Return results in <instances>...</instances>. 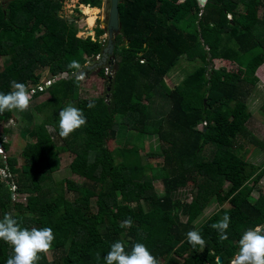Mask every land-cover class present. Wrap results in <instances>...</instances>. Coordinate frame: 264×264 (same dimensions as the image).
<instances>
[{
	"label": "trees",
	"instance_id": "16d2710c",
	"mask_svg": "<svg viewBox=\"0 0 264 264\" xmlns=\"http://www.w3.org/2000/svg\"><path fill=\"white\" fill-rule=\"evenodd\" d=\"M63 2H0V92H10L15 80L26 84L33 92L32 99L45 93L50 96L35 106L42 122L24 130L31 140L21 154L25 167L18 169L0 156V169L6 172L0 178V219L11 213L21 227L53 230L55 240L48 253L54 259L50 262L48 253L40 254L37 264H105L104 257L116 241H122L126 251L136 242L144 243L159 264H230L243 232L264 225V195H252L264 177V164L245 161L238 138L248 137L260 148L264 144L248 132L250 114L245 106L236 116L227 112L231 101L241 100V86L257 83L256 70L264 64V0H207L203 7L197 0H119L113 80L101 67L82 76L108 79L104 85L110 91L88 101L79 99L81 82L79 76L71 75L100 56L105 44L101 37L106 31L98 27L94 37H78L79 31L59 16ZM79 3L84 16L88 10L100 8L99 0ZM193 11L197 20L184 30L183 22ZM230 39L234 52H229ZM181 56L202 60L204 66L170 89L165 77ZM221 57L234 59L243 75L214 69L213 60ZM40 69L52 75L49 88L40 85ZM63 73L68 78L53 83ZM32 84L37 88H30ZM155 96H164L168 108L153 117L147 103L153 104ZM89 102L95 106L89 108ZM68 104L81 109L87 122L62 138L58 116ZM261 109L264 112V104ZM16 114L19 111L0 113V123L7 124L0 128V149L7 153L9 117ZM123 126L137 132L139 138L157 135L165 145L163 164L154 168L142 164L133 145L124 149L123 162L110 166L107 142L115 141ZM203 144L208 146L203 148ZM66 151L75 156L70 165L72 175L83 182L54 181L53 175L61 166L60 153ZM155 180L163 183L165 195H157ZM189 183L193 184L191 200L181 204L173 201L171 192ZM225 183L228 188L223 191ZM219 193L232 207L227 214L231 218L229 238L223 242L210 227L223 217L220 213H213L198 227L192 225ZM68 194L76 195L75 199L70 200ZM16 195L26 196V204L14 201ZM93 198L96 211L91 207ZM142 201L151 209L144 211ZM176 207L182 209L185 222L174 214ZM129 216L132 226L121 228ZM190 230L203 236L204 249L188 243L186 233ZM183 248L189 254L180 262L177 253ZM11 251L0 241V260ZM219 257L221 263L217 262Z\"/></svg>",
	"mask_w": 264,
	"mask_h": 264
},
{
	"label": "rangeland",
	"instance_id": "374dc122",
	"mask_svg": "<svg viewBox=\"0 0 264 264\" xmlns=\"http://www.w3.org/2000/svg\"><path fill=\"white\" fill-rule=\"evenodd\" d=\"M6 1V0H3ZM100 1V8L94 9V10H88L85 16L82 13V5L79 3L80 0H64L63 2V8L60 11V17L67 18L69 26L71 29L75 30L76 33H78V37H83L88 39V36H95V29L96 28H102L104 27L103 24L108 23L109 20V9H110V0H99ZM1 2V0H0ZM180 2V1H179ZM207 0L205 1V3ZM202 7V6H200ZM263 14V10H259V17ZM89 19V20H88ZM197 20V13L193 11L188 15V17L183 22L184 30H187V26L191 22H195ZM90 29V30H89ZM106 31V30H105ZM41 33H44L42 31ZM107 33H105L101 37V41L105 42L107 41ZM47 43H49V40H45ZM105 45V44H104ZM103 45V46H104ZM229 52H234L236 50V47L234 46L232 39L228 42ZM100 57H97L96 59H100ZM95 60V58L93 59ZM89 60V61H93ZM234 59L232 58H218L213 60V68L218 70H224L226 72H230L239 76L243 75V71H241L237 64L233 62ZM3 59L0 58V65H1V71L3 69L2 64ZM95 63V62H94ZM264 65V64H263ZM204 62L199 59H193V60H187L185 56H181L178 58V60L175 62V64L172 66L170 72L165 77L166 84L168 88H173L175 85L179 84V82L185 77L186 75L193 72L195 69L199 67H203ZM100 67V66H98ZM98 67L93 68V71L99 70ZM101 68H105V66H102ZM211 69V65L208 66L207 70L209 71ZM90 72V73H91ZM38 75L40 76V85H49L51 84L49 80H51V73L47 69H40L37 71ZM109 73V72H107ZM85 75V74H84ZM114 75V71L112 73ZM68 76V75H67ZM83 76V74L81 75ZM107 79L101 78L99 76L94 75L90 78L82 79L81 82V89H80V97L79 99L82 100H90L91 98H97L99 96H105L104 92L107 91V85H104V82ZM113 80V78H112ZM111 80V82H112ZM30 88L35 89L37 88L34 84L30 85ZM244 88V89H243ZM240 89H243L244 94L241 95V100L239 101H231L228 105L227 112L231 116H236L238 112L242 109V107L245 106L246 111L250 114V119L247 123V130L248 132L257 140L262 142L264 144V112L262 111L261 107L264 104V76L259 75L258 81L253 86H248V88L241 86ZM49 94L45 93L38 99H31L29 108L24 112H19V114H16L15 116L9 117V125L8 128L10 129V133H8V143L10 145V149L7 152L0 149V156L3 158V160L8 159L9 163L13 165L14 167L18 169H22L25 167L23 158L21 157L22 151L25 148V146L30 143V137L26 136L24 134V130L31 126L32 129L35 128V125H38L42 122V117L40 115H36L35 113V106L37 104L44 102L45 100L49 99ZM109 96H107L105 99L109 100ZM153 104L147 103V109L150 112L151 116H160L158 113L161 111H165L167 107V102L163 101L164 96H155ZM160 106H162L160 108ZM6 122L2 121L0 123V128L3 129L4 126H6ZM202 124L199 126V129H202ZM165 128H167V124L165 123ZM57 145L62 147L63 145L61 142V139L56 137ZM238 143L242 146L241 154L242 158L247 161L248 163L254 164L256 166H262L264 164V148H260L258 145L256 146V143H252L248 140V137H239ZM133 145H135L139 150V157L142 160V164H149L151 167H159L163 164V155L162 154V148L165 145L161 140H159L157 135H143L141 138L138 137L137 132L129 130L128 127L123 126L117 133L116 140H109L107 142V148L110 152V158H109V165H116L118 163H121L125 160V151L124 149L130 148ZM208 145L203 144V148H206ZM207 149H210L209 147ZM210 152V150L208 151ZM151 154H159L160 156L158 158L152 157L149 155ZM74 155L70 152H61L60 158H61V166L58 172H56L53 175V179L56 183L66 181V179H73L76 180V182H83L82 178H79L78 176L72 175L70 165L71 162L74 159ZM147 177H150V172H147ZM153 186L155 187V190L157 191L158 196L165 195V186L161 181H153ZM192 183H189L188 185L181 187L177 191L171 192V197L173 201H177L180 204L182 202H189L191 200V190H192ZM228 188V184L225 183L222 190ZM254 198H258L261 195H264V177L259 181L258 186L256 189H254V192L252 193ZM70 200H74L76 195L68 194L67 195ZM26 196L25 197H17L15 196V200L17 203L20 204H26ZM96 198L92 199L91 207L93 211H96V204H95ZM141 206L143 207L144 211H148L151 209V206L146 201L140 202ZM231 205L222 197V194L219 193L216 196L212 197L208 202L206 208L202 211V213L194 220L192 225L195 227H198L201 223H203L210 215L213 213H220L222 216L225 214H228L231 210ZM173 212L175 215L178 216L179 220L181 222L186 221V216L184 215L182 209L180 207H176L173 209ZM125 233H122L121 236L123 237ZM181 245V244H178ZM189 254V250L187 248L181 249L177 256L180 258V262L187 257ZM5 259L0 260V264H6ZM48 260L51 262L54 257L52 253L47 254ZM231 264V263H230Z\"/></svg>",
	"mask_w": 264,
	"mask_h": 264
},
{
	"label": "clouds",
	"instance_id": "9594fccd",
	"mask_svg": "<svg viewBox=\"0 0 264 264\" xmlns=\"http://www.w3.org/2000/svg\"><path fill=\"white\" fill-rule=\"evenodd\" d=\"M76 75L79 76L80 80L83 79L78 72L74 74V77ZM47 86L46 88H49L51 84L49 87ZM107 93L109 92L107 91ZM32 95L33 92L29 90L26 84L15 80L11 81V91L7 94L0 92V113L26 111L30 106ZM107 96L109 95L107 94ZM94 106L93 102H89V108ZM86 122L83 111L68 104L59 111L60 137L67 138ZM5 176V169H0V178ZM230 222V216L225 214L220 220L210 225L217 232L219 241L228 240L227 230ZM132 223V218L129 216L121 222L120 227L128 228L132 226ZM186 238L193 248L199 246L204 249L206 246L205 239L196 230L188 231ZM54 240L55 235L50 227L31 229L21 227L18 219L14 218L11 213H5L0 219V241L8 244L12 250L6 264H37L40 254H47ZM104 260L105 264H159L148 247L140 242L134 243L130 251H126L125 244L122 241H116L111 244ZM231 264H264V225H256L254 228H249L243 232L239 240L238 252L231 260Z\"/></svg>",
	"mask_w": 264,
	"mask_h": 264
},
{
	"label": "water",
	"instance_id": "95a60500",
	"mask_svg": "<svg viewBox=\"0 0 264 264\" xmlns=\"http://www.w3.org/2000/svg\"><path fill=\"white\" fill-rule=\"evenodd\" d=\"M184 0H181V2H183ZM200 6H204L205 5V1L206 0H197ZM118 3L119 0H110V9H109V20L108 23L103 24L106 25V32H107V41L105 43V45L103 46V51L101 52L100 56V61L99 62H95L93 63V61H89L90 63H92L93 67L95 68L97 66H105L106 70L108 73V79L112 80L113 78V71H114V59H113V52H114V48H115V37L116 35L119 33L120 30V25H119V13H118ZM99 56V55H98ZM97 56V57H98ZM96 57V58H97ZM98 67V68H100ZM78 74L80 75L81 73L78 72ZM72 77H74V74L72 75ZM63 78H68L67 73H63L60 74L57 79L53 80V82H57ZM50 85H48L47 87H49ZM107 91H110V87L107 88ZM1 147V145H0ZM222 259L219 257L217 259L218 263H221Z\"/></svg>",
	"mask_w": 264,
	"mask_h": 264
},
{
	"label": "bare ground",
	"instance_id": "6f19581e",
	"mask_svg": "<svg viewBox=\"0 0 264 264\" xmlns=\"http://www.w3.org/2000/svg\"><path fill=\"white\" fill-rule=\"evenodd\" d=\"M92 10H94V9H92ZM89 20V19H88ZM107 24V23H106ZM106 25H104V27H103V29L104 30H106V27H105ZM107 33V32H106ZM100 57V56H99ZM100 61V59H96L95 58V60H93V63L94 62H99ZM93 65H92V63H90V62H88V64L86 65V66H83V67H81L80 68V70H79V72L81 73L80 75H86V76H88L89 74H90V72L93 70ZM98 67V66H97Z\"/></svg>",
	"mask_w": 264,
	"mask_h": 264
},
{
	"label": "crops",
	"instance_id": "0c3cea01",
	"mask_svg": "<svg viewBox=\"0 0 264 264\" xmlns=\"http://www.w3.org/2000/svg\"><path fill=\"white\" fill-rule=\"evenodd\" d=\"M227 18L229 19L230 18V15L227 16ZM238 66V65H237ZM238 68L243 71L239 66ZM243 73V72H242ZM259 75H262L264 76V65L262 64L257 70H256V73H255V76L257 78H259Z\"/></svg>",
	"mask_w": 264,
	"mask_h": 264
},
{
	"label": "built area",
	"instance_id": "2783aa9c",
	"mask_svg": "<svg viewBox=\"0 0 264 264\" xmlns=\"http://www.w3.org/2000/svg\"><path fill=\"white\" fill-rule=\"evenodd\" d=\"M51 83V82H50ZM50 85V84H49ZM40 90H43L41 87H40Z\"/></svg>",
	"mask_w": 264,
	"mask_h": 264
}]
</instances>
